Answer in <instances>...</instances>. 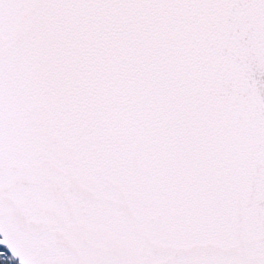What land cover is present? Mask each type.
<instances>
[{"label":"snow or ice","instance_id":"1","mask_svg":"<svg viewBox=\"0 0 264 264\" xmlns=\"http://www.w3.org/2000/svg\"><path fill=\"white\" fill-rule=\"evenodd\" d=\"M0 264H264V0H0Z\"/></svg>","mask_w":264,"mask_h":264},{"label":"trees","instance_id":"2","mask_svg":"<svg viewBox=\"0 0 264 264\" xmlns=\"http://www.w3.org/2000/svg\"><path fill=\"white\" fill-rule=\"evenodd\" d=\"M0 250H2V249H0Z\"/></svg>","mask_w":264,"mask_h":264}]
</instances>
